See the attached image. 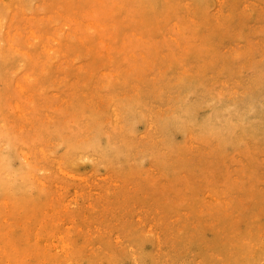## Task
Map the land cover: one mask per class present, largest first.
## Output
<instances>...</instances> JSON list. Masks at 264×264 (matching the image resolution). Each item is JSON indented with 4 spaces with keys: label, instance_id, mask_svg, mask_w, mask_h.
Wrapping results in <instances>:
<instances>
[{
    "label": "rangeland",
    "instance_id": "obj_1",
    "mask_svg": "<svg viewBox=\"0 0 264 264\" xmlns=\"http://www.w3.org/2000/svg\"><path fill=\"white\" fill-rule=\"evenodd\" d=\"M0 264H264V0H0Z\"/></svg>",
    "mask_w": 264,
    "mask_h": 264
}]
</instances>
